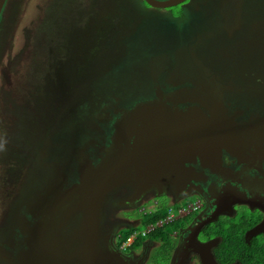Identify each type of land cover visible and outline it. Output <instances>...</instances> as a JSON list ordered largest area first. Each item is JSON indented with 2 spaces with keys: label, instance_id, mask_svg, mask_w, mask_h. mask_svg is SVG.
I'll list each match as a JSON object with an SVG mask.
<instances>
[{
  "label": "flooded vegetation",
  "instance_id": "flooded-vegetation-1",
  "mask_svg": "<svg viewBox=\"0 0 264 264\" xmlns=\"http://www.w3.org/2000/svg\"><path fill=\"white\" fill-rule=\"evenodd\" d=\"M97 1H99L100 7L105 8L102 12L95 14L96 18L92 16L93 11L91 16L89 15L90 11L82 10L79 13V18L84 23L89 17L93 19L89 26H96L93 31L95 34L100 29V22H105L108 15H116L112 12L122 9L121 3L117 0H109V3L106 2L108 0ZM139 1L141 3L142 0ZM9 2V0H5L0 10V33L2 32L1 23L8 10ZM229 3H231L235 18L231 17V22H229L230 17L225 16L227 24H231V29L226 28L227 42L218 44L217 49H230L241 45V51L250 57L261 56L264 58V12L258 11V9L257 12L254 11L256 0H185L178 4L181 10L176 14L167 12L168 8L145 7L142 1L138 10L134 11V15L136 17L144 16L143 18L148 21L150 18L151 22L149 21L148 24L150 27L155 25L156 19H159L158 22L161 24L174 19L175 27H180L178 30L182 36L181 42L164 52L148 56L143 65H135L134 56L128 58L126 52L125 55L117 52L111 60L106 61L102 72H106L107 82L112 78V69L115 66L127 65L130 74L133 72V80L136 82V95L134 96L138 98L130 103H123L127 99L124 89L126 87L120 86L124 87V91L117 89L114 92L111 97V100L114 101L111 105L102 103L104 105L100 110L103 113L99 118L102 126L97 125L98 136L96 139L85 140L76 162L73 164L72 161H67L63 165L55 162L44 164L47 169L43 176L37 181L34 177V181L32 180L28 186L29 191L25 188L22 189L29 194L25 197L22 196L18 202V208L16 207L18 209L17 224L11 223L8 227L3 224V228L0 230L1 264H17L19 262L20 253L27 248L26 229L32 228L42 218L44 211L54 205V202H61L58 195H65L68 189L78 182L80 168L99 163L104 156L105 147L110 145L114 124L122 113L139 102L158 98L173 110L196 109L206 117L215 120L212 124V131L205 134L208 137L205 138L208 144H204L203 141L199 142V146H196L197 154L192 156L189 162L183 160L181 151H176L173 155L175 162L170 166H165L168 175L179 176L178 178L182 181L185 179L183 183H175L171 188L170 184L165 185L162 196H157L156 188L147 190L131 205L127 202L137 193L135 184L121 186L109 195L108 203H111V210L124 208L140 211L142 204L149 202L154 197H164V204L168 205H176L196 197L194 201L188 203V206L192 207L191 210L181 217L186 219L190 216V219L171 235L174 249L167 264H172L173 261H180L179 264H203L200 253H203L204 250L201 245L207 243L211 244L209 250L214 264H241L237 259L222 261L224 257L220 252H217L222 238L216 234V230L208 234L205 233L208 231L206 228L216 223L218 225L219 220L222 222L239 221V224L248 226L243 233L246 244L255 242L264 244V92H259V86L256 88L257 91L251 89L252 84L257 85L261 81L264 82V67L259 68L261 76L258 78L247 80L237 77L235 79L236 75L232 74L231 78L228 76L224 79L221 71L210 66L205 53L201 52L199 57L198 52L194 49V44L203 35L212 32L216 27L218 30H222V27L218 26V21H220L222 8ZM109 5L113 8H108ZM105 11H107L106 17L104 16ZM200 11L203 12V15L199 14ZM152 17H155L154 20ZM178 17L181 18L179 23H177ZM212 20L214 26L211 30L209 25L212 24ZM144 25L141 29L148 26L147 22ZM84 29L86 32V28ZM136 30L137 27L132 25L127 33H133ZM123 36H127V34L123 33ZM75 41L76 39L73 37L69 42L74 44ZM210 42L212 40L203 44L202 49L209 47ZM5 45V38L1 40L0 36V66L1 53L6 55ZM126 48L130 52L132 45L129 47L127 45ZM160 54L163 55L160 56ZM179 55L182 58L178 59L180 65L176 60V56L179 57ZM190 55H192V59ZM124 56L131 62L127 59L128 61L125 60L123 63ZM149 63H154V66L150 67ZM72 68L73 66H69V70ZM68 79L70 80L69 77ZM42 82L46 85L48 83L44 79L40 81V83ZM47 87L50 88L51 85L48 84ZM110 88H116V86L111 85ZM132 89H134V84ZM76 127L74 128L76 129ZM74 128H70V133ZM180 160L184 161L183 168H180ZM69 163L72 164L69 165ZM189 176L192 178H187ZM187 179L189 180L186 181ZM33 184H35V190L32 188ZM239 198H243L245 201L242 203L235 201ZM158 204L159 202L154 201L153 206ZM217 209L221 212L213 217V213ZM208 218L213 220L207 222ZM106 221L105 217L103 224ZM197 223L200 227L198 235H190L188 232L181 233L182 230L195 226ZM257 226H262L263 231L253 235L250 231ZM107 232L110 235L109 245L119 250L131 264H157L153 261L152 255L161 245V239H150L148 238L149 233L146 236L136 235L129 244L121 249L122 244L118 246L120 233L114 229ZM139 238H145L140 247L129 250V247Z\"/></svg>",
  "mask_w": 264,
  "mask_h": 264
},
{
  "label": "rangeland",
  "instance_id": "rangeland-1",
  "mask_svg": "<svg viewBox=\"0 0 264 264\" xmlns=\"http://www.w3.org/2000/svg\"><path fill=\"white\" fill-rule=\"evenodd\" d=\"M9 1L0 33L1 40L5 38L6 43V55L1 51L0 66V230L3 224L7 227L11 223L17 224L18 202L22 196L29 194L28 186L34 181V177L37 181L43 176L47 169L44 164L55 162L63 165L67 161L74 164L85 140L97 138V125L102 126L99 121L103 113L100 110L104 105L102 103L111 105L114 92L117 89L124 91V87L127 99L123 103H130L138 98L134 96L136 82L133 80V72L130 74L127 65L115 66L112 69V78L107 82L106 72H102L106 61L111 60L117 52L122 55L126 52L128 58L134 56L135 65H143L148 56L164 52L182 40L178 30L180 27H175L174 19L164 24L156 19L155 25L150 27V18L148 21L144 16L136 17L134 11L138 10L142 3L139 0H117L122 9L112 12L116 15H108L105 22H100L97 34L93 32L96 26H89L93 21L91 17L85 23L79 18L82 10L90 11V16L93 11L92 16L96 18L95 14L105 8L100 7L97 0H73L74 9H77L78 13L75 17L72 16L71 20L76 21L69 25L68 29L57 20L55 12L47 17V8L51 6L52 0ZM106 2L109 3V0ZM60 5L61 8L65 7ZM107 7L113 8L111 5ZM257 9L264 12V0H256L254 11L257 12ZM180 10L177 5L166 11L176 14ZM221 11L218 26H221L223 31L216 27L212 32L203 35L194 44V49L199 57L201 52L205 53L210 66L221 71L224 79L228 76L231 78L232 74L236 75L235 79L258 78L261 76L259 68L264 67V58L250 57L241 51V45L230 49H217L218 44L227 42L225 31L231 24H227L225 16L230 17L229 22L231 17L235 18L231 3ZM104 14L106 17L107 11ZM199 14L203 15V12L200 11ZM152 18L154 20L155 17ZM180 20L178 17L177 23ZM143 21L147 22L148 26L141 29ZM132 25H135L137 30L127 33ZM213 26L212 20L209 25L211 30ZM123 33L127 36H123ZM186 35L188 36L187 33ZM73 37L76 41L70 44L69 41ZM210 40L211 45L202 49L203 44ZM127 45H132L130 52L126 48ZM128 58L124 56L122 62ZM190 58L192 59V55ZM178 59H182L180 55L176 56L177 64L180 65ZM148 65L152 67L154 63ZM69 66L73 68L69 70ZM43 79L48 82L47 85H51L50 88L44 82L40 83ZM111 85L116 88H110ZM257 87L259 92H264V82L251 85V89L256 91ZM70 128L75 131L73 129L70 133ZM172 185L174 183L169 185L170 188ZM24 188L27 191L22 190ZM32 188L36 189L35 184ZM108 198L102 208L103 233H108L111 229L120 233L127 227L138 225L142 214L156 208V205L153 206L154 201L159 202L157 206L175 205L164 204V197H154L143 203L140 211L124 208L112 211ZM195 198L176 204L177 209L172 207L171 211L178 214V209L186 208ZM80 217L76 214L72 220L78 223ZM105 217L107 221L103 224ZM69 229L68 227L65 232H69Z\"/></svg>",
  "mask_w": 264,
  "mask_h": 264
},
{
  "label": "water",
  "instance_id": "water-1",
  "mask_svg": "<svg viewBox=\"0 0 264 264\" xmlns=\"http://www.w3.org/2000/svg\"><path fill=\"white\" fill-rule=\"evenodd\" d=\"M144 1L150 7L169 8L185 0ZM4 2L0 0V10ZM213 121L196 109L173 110L160 98L139 102L124 111L114 124L110 145L105 147L99 163L79 167L78 182L65 195H58L61 202H54L32 228L26 229L27 248L20 253L17 264H131L109 245L110 235L102 232L101 215L106 199L117 188L135 184L137 193L127 202L131 205L147 190L156 188L157 196H162L165 185L183 183L185 179L168 175L165 166L175 162L173 155L178 150L183 160L189 162L197 154L199 142L208 144L205 134L212 131ZM220 212L217 209L213 217ZM76 214L81 216L78 223L72 220ZM212 220L208 218L207 222ZM199 231L197 223L181 233L196 236ZM261 231L262 226H257L250 232L254 235ZM201 246L202 263L214 264L211 244Z\"/></svg>",
  "mask_w": 264,
  "mask_h": 264
},
{
  "label": "trees",
  "instance_id": "trees-1",
  "mask_svg": "<svg viewBox=\"0 0 264 264\" xmlns=\"http://www.w3.org/2000/svg\"><path fill=\"white\" fill-rule=\"evenodd\" d=\"M142 1L145 4V7L149 6L144 2V0ZM65 2H67V4ZM60 4L66 8H61ZM74 6L75 2H73V0H52L51 6L47 8V17H50L49 15H52V13L55 12L54 15L57 16V20L60 21V23L62 22L66 29H68L69 25L76 21L75 19L71 20L72 16L74 15L75 17L78 13L77 9H74ZM68 13H71V15ZM172 207L177 209V206L175 205ZM172 207L159 205L156 206L153 211L142 214L139 225L128 227L120 232L118 246L125 242L134 232H140L148 225H154L159 221H163ZM189 219L190 216L186 219L180 218L174 220L161 227H156L151 233H149L148 238L153 240H162L161 245L152 255L153 261L157 262V264L168 263L170 254L174 249V243L171 235L174 231H178L179 227H181L185 221ZM240 225L242 224H239V221L236 222L230 220L222 222V220H219L218 225L217 223L215 225H210L206 228L208 231H205V233L208 234L211 231L216 230V234L222 238V242L217 248V252H220L224 257L222 261L226 262L237 259L241 262V264H264V244H260L258 242L251 243L249 245L246 244L243 239V233L248 226L242 225L240 227ZM144 239L145 238H139L135 240V242L129 247V250H134L137 247H140Z\"/></svg>",
  "mask_w": 264,
  "mask_h": 264
},
{
  "label": "built area",
  "instance_id": "built-area-1",
  "mask_svg": "<svg viewBox=\"0 0 264 264\" xmlns=\"http://www.w3.org/2000/svg\"><path fill=\"white\" fill-rule=\"evenodd\" d=\"M190 208L192 207L187 206L186 208L178 209V214H175L173 211L169 210L166 218L163 221H159L154 225H149L141 232L134 233L130 237H128L127 241L122 244L121 249H123L126 246V244H129L135 238L136 235L146 236L148 233L153 231L155 227L161 226L162 224H165V223H170L174 220H177L185 216L191 210Z\"/></svg>",
  "mask_w": 264,
  "mask_h": 264
},
{
  "label": "clouds",
  "instance_id": "clouds-1",
  "mask_svg": "<svg viewBox=\"0 0 264 264\" xmlns=\"http://www.w3.org/2000/svg\"><path fill=\"white\" fill-rule=\"evenodd\" d=\"M179 219H180V218H179ZM151 225H152V224H151ZM148 226H149V225H148ZM145 228H146V227H145ZM145 228H144V229H145ZM144 229H143V230H144ZM141 231H142V230H141ZM138 233H139V232H138ZM133 234H134V233H133ZM131 235H132V234H131ZM131 235H130V236H131ZM130 236H129V237H130ZM127 239H128V238H127ZM126 241H127V240H126ZM126 241H125V242H126ZM125 242H123V243H125ZM123 243H122V244H123Z\"/></svg>",
  "mask_w": 264,
  "mask_h": 264
}]
</instances>
